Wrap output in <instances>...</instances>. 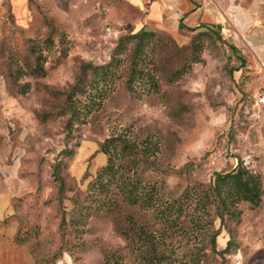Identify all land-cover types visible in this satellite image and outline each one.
<instances>
[{"label":"rangeland","instance_id":"1","mask_svg":"<svg viewBox=\"0 0 264 264\" xmlns=\"http://www.w3.org/2000/svg\"><path fill=\"white\" fill-rule=\"evenodd\" d=\"M143 17L125 0H0V147L20 149L30 184L18 210L21 230L29 232L26 240L42 264H264V69L228 37L156 31L169 44L152 55L159 92L132 94L122 78L106 85L102 104L79 118L65 110V92L80 65L108 63L119 38L137 32ZM51 35L49 48L43 41ZM32 40L46 56L43 78L25 68L34 61ZM186 64L185 74L171 82ZM16 71L18 80L11 78ZM25 83L30 91L18 93ZM120 134L140 148V162L118 159L127 166L124 177L101 191L97 180L109 158L101 145ZM147 143L154 144L150 156ZM240 162L261 177L263 199L256 208L239 205L242 216L229 224L232 232L223 228L217 237L218 250L229 240L233 247L219 256L211 236L220 220L211 225L204 215L196 228L197 208L189 199V214L175 221L180 212L174 213L168 221L161 200L173 203L193 186L208 187L216 173ZM125 178L130 188L140 181L158 199L130 205L119 186ZM140 227L161 238L155 251L139 237Z\"/></svg>","mask_w":264,"mask_h":264},{"label":"trees","instance_id":"2","mask_svg":"<svg viewBox=\"0 0 264 264\" xmlns=\"http://www.w3.org/2000/svg\"><path fill=\"white\" fill-rule=\"evenodd\" d=\"M181 31H188L190 33H197L199 31H205L211 34H215L221 37L223 34L221 27H211L204 30L198 28H185L184 25H180ZM162 36L159 35L156 30L143 26L137 32L131 31L129 34L119 38L117 46L111 56L108 63L104 65H93L91 63H82L79 67V71L75 80V83L70 89L65 92L66 105L65 110L71 115L72 118H79L84 109H94L95 105H101L103 100L108 95L106 85L112 84L114 87L119 79L125 78L123 81L126 89L132 94L141 96L142 94L157 93L160 91L159 81V65L152 55L157 51L158 47L164 49L169 44H163ZM44 44L51 48L55 44L53 36H49L43 41ZM166 45V46H165ZM164 47V48H163ZM171 48L177 52H181V48L175 44H171ZM233 48V47H232ZM166 50V48H165ZM236 50V48H233ZM167 52V51H166ZM168 53V52H167ZM33 55V64L25 62V68H29L30 71L39 78H43L47 75V71L44 67L46 56L44 55L41 42L36 40L31 41L30 55ZM167 55L162 58H166ZM161 58V59H162ZM189 64L177 67L175 72L169 78L171 82L180 79L185 72ZM20 74H25L24 70L20 67ZM16 72H12L11 78H15ZM30 91V84L25 83L19 86L20 94H27ZM84 97V99H82ZM154 144H146L144 149L148 156L152 155L151 149ZM101 151L108 155L107 165L102 169L99 174L97 188L102 191L109 188L111 179H118L124 177L121 173L127 166L123 163H118V159H124L131 163H139L141 150L131 141H128V137L125 135L112 136L105 140L101 145ZM70 155L73 152H69ZM119 174V175H118ZM119 180V179H118ZM59 193L63 194L65 190V182L59 178ZM121 189L124 194V200L130 205L143 207L145 204H149L151 201L158 199L155 195V191L151 188H145L140 181L135 183V186H129L127 178L121 179ZM141 190V191H140ZM19 199V208L21 205V199ZM192 199L191 203L196 205L197 212L192 216L196 228H202L203 216H209L211 218V225L215 220H220L221 226L214 231L211 236L212 252L219 256H225L233 247V241L229 240L224 250H218L217 237L221 234L222 229H230L229 224L232 222H238L242 216V211L239 208L241 203H248L252 208L259 207L263 199V184L261 177L249 170L242 162L230 172H220L215 174V178L208 187L200 184L191 187L183 195L180 200H174L173 203L170 199L161 200L164 202L165 207L161 211V217L168 221L172 220L173 214L174 220L177 221L178 217H182L187 212L188 206H184V203ZM104 205V204H103ZM198 210L202 211L198 212ZM171 216V217H170ZM20 218V212H19ZM20 222L21 218H20ZM133 222V220H132ZM22 227V224H21ZM136 232L147 245L150 246L151 251H155L160 243L161 238L157 237L153 232H148L146 228L140 227ZM231 233V229L229 230ZM28 231L20 230L17 240L20 244H26L30 247L32 253V247L28 244L26 237ZM37 264H42L35 255Z\"/></svg>","mask_w":264,"mask_h":264},{"label":"crops","instance_id":"3","mask_svg":"<svg viewBox=\"0 0 264 264\" xmlns=\"http://www.w3.org/2000/svg\"><path fill=\"white\" fill-rule=\"evenodd\" d=\"M125 1L143 13L141 27L173 35L181 31V24L200 30L221 27L226 37L264 69V0ZM19 154L18 147H0V264H37L30 247L17 240L19 199L30 185L22 175Z\"/></svg>","mask_w":264,"mask_h":264},{"label":"built area","instance_id":"4","mask_svg":"<svg viewBox=\"0 0 264 264\" xmlns=\"http://www.w3.org/2000/svg\"><path fill=\"white\" fill-rule=\"evenodd\" d=\"M259 101L261 104H264V92L260 95Z\"/></svg>","mask_w":264,"mask_h":264}]
</instances>
